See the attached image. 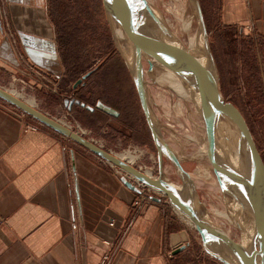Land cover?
<instances>
[{"label":"crops","instance_id":"1","mask_svg":"<svg viewBox=\"0 0 264 264\" xmlns=\"http://www.w3.org/2000/svg\"><path fill=\"white\" fill-rule=\"evenodd\" d=\"M223 2V23L264 42V0ZM97 5L93 22L76 17L66 0H0V76H26L52 108L73 113L99 144L102 129L131 139L146 118L129 105L133 91L98 88L108 80L103 66L115 56L126 64L115 44L93 64L98 38L109 34ZM22 56L57 84L44 87ZM121 177L93 152L0 98V264H210L168 201L148 203L136 214L138 193ZM186 238L190 246L174 253Z\"/></svg>","mask_w":264,"mask_h":264},{"label":"water","instance_id":"2","mask_svg":"<svg viewBox=\"0 0 264 264\" xmlns=\"http://www.w3.org/2000/svg\"><path fill=\"white\" fill-rule=\"evenodd\" d=\"M189 1L198 22L194 47L181 40L151 0H102L114 42L122 53L135 85L156 147L159 161L156 179L150 178L136 166L1 88L0 98L164 193L175 210L193 223L204 250L213 258L223 264H264V159L244 114L221 94L216 60L201 0ZM119 32L128 42V54L121 49ZM144 61L149 64L150 71L155 67L171 71L193 92V102L204 122L206 156L224 197L237 215L241 231L239 240H235L217 224L204 208L190 175L183 169L176 152L168 144L162 123L148 93ZM89 74L79 79L74 87L83 84ZM222 120L232 125L237 132L235 148L232 150L227 146L230 149L227 155L224 154L225 146L219 135L221 133L225 143L230 142V137L219 129ZM165 156L175 163L182 177L181 183H175L167 175L163 168ZM121 181L132 191L138 194L142 192L141 188L127 177L122 176ZM150 198L158 203L163 201L161 197L154 195ZM190 244L186 238L184 244L174 253L183 251Z\"/></svg>","mask_w":264,"mask_h":264},{"label":"rangeland","instance_id":"3","mask_svg":"<svg viewBox=\"0 0 264 264\" xmlns=\"http://www.w3.org/2000/svg\"><path fill=\"white\" fill-rule=\"evenodd\" d=\"M66 1L69 2V6L73 9V14H75L76 17L79 15L82 17H88L91 18L93 22L97 19L94 14V5L98 4V11L96 10V13H99V16L101 15L102 22L98 20L96 23L99 24L100 28L101 23H103L107 29L109 28V34H107L106 37L98 38L100 43L96 49L97 53H93V57L96 58L93 60V64H97L100 56H104V54L113 51L115 44L112 31L103 9L102 0ZM151 1L158 9H160L166 21L176 34V29H174L175 26L182 27L185 23H188L189 32L191 36L196 39L198 22L194 8L189 0ZM221 3V6H223V0ZM201 4L208 28L211 48L216 60L221 94L226 100L236 103L242 110L264 159V42L261 39L258 40L255 38V36L252 35L253 32L251 30L246 29L245 34L242 33L241 28L237 25L233 28L235 31L234 33H228L230 40L236 39L239 43V53L236 57H232L231 54L228 53L229 51L227 48H220L225 42V36H221L220 38V36L215 33V29L212 30L211 27H208L213 25V21H215L214 15L217 16H215L216 22L221 19L223 23V10L219 8L220 1L201 0ZM67 12L69 14L68 9ZM217 24L219 23L217 22ZM179 33L180 35H177L181 40L186 45H189L188 36L184 34L183 30H180ZM119 40H121V49L125 54H128L129 46L127 40L125 38H119ZM102 41H106L105 44H103ZM226 41L228 42L229 40ZM110 63L111 62H109V64ZM143 63L148 93L153 108L162 123L163 132L168 144L176 152L183 169L190 175L197 195L202 201L204 208L209 212L217 224L223 227L235 240H239L241 237V231L236 224L235 219L232 220L229 216H224L220 213H230L231 206L229 205V201L223 195L211 169L208 158L203 154L204 143L200 142V140L204 135V122L195 103L191 99L187 100L180 97L177 92L170 87L169 82L161 76V72L166 71L165 69L155 67L150 71L147 61H144ZM109 64L105 67L103 66L105 69L101 70L103 73H106V79L108 80H105L104 83H99L100 85L98 88H100V90L106 88L109 91L111 85H113L114 89H120L122 93H126V90L133 91L134 96L128 98L129 105L130 107L132 106L139 109L140 118L143 120L142 109L134 86L131 78L128 77L127 69L123 65L121 58L115 56L112 63ZM92 66L94 65H91V67ZM108 67L109 69H107ZM260 79L262 82V90L258 91L256 86ZM125 99L126 98H124V102ZM142 125L144 126V129ZM140 126V132L134 131L135 135L131 136V139L129 137H124L111 127H108V129H102L101 135L103 136V140H101L100 143L106 146V148H113V150L118 153L129 146H132V148L136 147L142 152L143 157L138 160L137 153L131 152V155L136 157L132 164L136 161L137 162L134 164L135 166L136 164L143 163L148 167H151L155 175L158 176L159 161L157 158V151L147 126V122H140ZM230 128L232 132H229L230 134L228 135L232 139L231 142L235 145L237 132L232 125H230ZM143 130L145 139H142L143 137L141 135ZM163 168L166 170L170 179L175 183L178 184L182 182V177L175 163L167 156L163 159ZM207 172H211L209 176ZM163 201H165V199ZM166 201L169 202L168 198ZM186 224L193 234V240L201 246V238L195 226L191 225L190 222H186ZM210 257V264H214L212 261H215L217 264H223L220 261L217 262V259L212 256Z\"/></svg>","mask_w":264,"mask_h":264},{"label":"built area","instance_id":"4","mask_svg":"<svg viewBox=\"0 0 264 264\" xmlns=\"http://www.w3.org/2000/svg\"><path fill=\"white\" fill-rule=\"evenodd\" d=\"M22 60L24 64L27 66L28 74L34 75L35 78L40 79L42 85L44 87L55 86L57 81H55L52 77L34 69L26 60L25 57L22 56ZM0 88L11 93L12 95L16 96L17 98L21 99L22 101L26 102L36 110L42 112L43 114L51 117L55 121L61 123L62 125L66 126L67 128L78 132L79 134L89 138L90 131L86 129L81 122L73 115V113L68 112L61 107H51V102L49 101L48 97L44 95L40 89H38L35 85H32L31 82L26 78V76H19V75H11L10 77H1L0 76ZM53 109V110H51ZM90 139V138H89ZM96 143L93 139H90ZM98 144V143H97ZM98 145L102 146L103 148L109 150L111 153L117 155L118 152L114 151L113 148H106L103 144L99 143ZM131 151L137 153L136 155L140 158L143 157L142 152L136 147L129 146L126 149H123L121 152ZM119 152V153H121ZM139 153V154H138ZM118 156V155H117ZM104 163H107L111 166L120 176L127 177L130 181L136 184L139 188H141V193L138 194L136 200L134 201V207L136 209V214H139L142 209L148 203L154 202L153 199L150 198L151 195L161 197L162 200H166L167 196L162 193L161 191L150 187L149 185L145 184L135 176L125 172L119 167L112 165L111 163L107 162L106 160L100 158ZM138 159V160H139ZM137 162V161H136ZM135 162V163H136ZM134 163V164H135ZM132 164V165H134ZM135 166V165H134ZM136 167L139 168L143 173L152 179H156L157 176L155 175L153 169L148 167L147 165L140 163L136 164ZM199 234V233H198ZM103 264H106V261H103Z\"/></svg>","mask_w":264,"mask_h":264},{"label":"bare ground","instance_id":"5","mask_svg":"<svg viewBox=\"0 0 264 264\" xmlns=\"http://www.w3.org/2000/svg\"><path fill=\"white\" fill-rule=\"evenodd\" d=\"M174 29H176L175 31L177 32V34L178 35H180V30L182 31L183 30V32H184V34H186L187 36H188V44H189V46H193V45H195V42H196V40H195V38L194 37H192L191 36V34H190V32H189V25H188V23H185L182 27L180 26V27H178V26H175L174 27ZM196 29H197V27H196ZM193 30H194V28H193ZM183 34V33H182ZM118 36H119V38L120 39H123L124 38V36L119 32L118 33ZM194 47V46H193ZM161 76L163 77V78H165L168 82H169V85H170V87L172 88V89H174V91L175 92H177V94L180 96V97H182V98H184V99H191L192 101H194L195 102V97H194V94H193V92L190 90V88L179 78V77H177V75H175L174 73H172L171 71H168V70H166V71H162L161 72ZM170 88V89H171ZM178 105H180V104H178ZM220 130H222L223 132H225L227 135L228 134H230L229 132H232V130H231V128H230V124L228 123V122H226V121H221V124H220V128H219ZM203 134V133H202ZM219 137L221 138V140H222V143H223V145L225 146V149H224V154H229L230 153V149L228 148V147H230L232 150L235 148L234 146V144L231 142V137H230V142H227V143H225V141L222 139V137H221V133H220V135H219ZM198 141V140H197ZM200 142H202V143H204V147H203V154H205L206 155V138H205V135H203V138H201V140H200ZM228 146V147H227ZM121 159H123V160H125V161H127V162H129L130 164H132L133 162H134V160H135V156H133V155H131V151H126L125 153H118L117 154ZM207 157V156H206ZM203 158V157H202ZM205 158V157H204ZM137 159H139V157L137 158ZM136 159V160H137ZM235 159V158H234ZM236 160V159H235ZM238 161H235V163H237ZM211 173V172H210ZM210 173H208L207 172V174H208V176L210 175ZM198 174V173H197ZM205 174V173H204ZM206 175V174H205ZM148 176H150V175H148ZM178 213V212H177ZM222 215H224V216H229L232 220H234L235 219V222H236V224L237 225H239V223H238V220L236 219V217H237V215H236V213L234 212V209H233V206H232V208H231V210H230V213H227V212H220ZM179 216H181L186 222H190V220L186 217V216H184L183 214H181V213H179ZM235 217V218H234ZM229 218V219H230ZM191 223V222H190ZM191 225H193V223H191ZM194 226V225H193Z\"/></svg>","mask_w":264,"mask_h":264},{"label":"trees","instance_id":"6","mask_svg":"<svg viewBox=\"0 0 264 264\" xmlns=\"http://www.w3.org/2000/svg\"><path fill=\"white\" fill-rule=\"evenodd\" d=\"M219 1H220L219 8L221 9L222 8V6H221L222 5V3H221L222 0H219ZM211 3H213V2H211ZM215 16L216 15H214V20L215 21H213L214 22L213 25L212 26H208V27L209 28L211 27L212 30L215 29V33L218 34V36H220V38H221V36L222 37L225 36L224 37V38H226L225 42H224L223 45H221L220 48H223V47L227 48L228 51H229L228 53L231 54L232 57H236L238 55V53H239V45H238L239 43H238V41L236 39L230 40L229 36H228V33H234L235 32L233 30V28H235V25L222 23L221 19H219V21H217L219 23V24H217ZM226 40H229V41L227 42ZM261 83L262 82H261V79H260L259 83L256 86L258 91L262 90V84Z\"/></svg>","mask_w":264,"mask_h":264},{"label":"flooded vegetation","instance_id":"7","mask_svg":"<svg viewBox=\"0 0 264 264\" xmlns=\"http://www.w3.org/2000/svg\"><path fill=\"white\" fill-rule=\"evenodd\" d=\"M238 108H239V106L236 104V103H234ZM240 109V108H239ZM241 110V109H240ZM242 111V110H241ZM142 135V139H145V136H144V132L141 134ZM254 136V135H253ZM255 138V137H254ZM142 141H144V140H142ZM147 145V144H146Z\"/></svg>","mask_w":264,"mask_h":264}]
</instances>
